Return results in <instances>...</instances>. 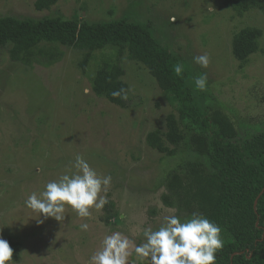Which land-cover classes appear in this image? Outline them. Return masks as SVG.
I'll list each match as a JSON object with an SVG mask.
<instances>
[{
	"label": "rangeland",
	"instance_id": "1",
	"mask_svg": "<svg viewBox=\"0 0 264 264\" xmlns=\"http://www.w3.org/2000/svg\"><path fill=\"white\" fill-rule=\"evenodd\" d=\"M35 1L0 0V17L70 18L80 7L87 22L127 17L149 24L179 63L207 74L211 109L222 111L238 130L254 128L251 119L263 120L264 12L240 14L227 8L225 0H60L51 11L38 13ZM247 27L261 30L262 39L259 51L240 67L231 53L232 38ZM60 50L64 57L49 68H25L6 51L0 53V237L21 244L19 258L11 264H87L110 231L141 243V229L158 228L168 214L158 185L165 172L196 160L182 143L166 167L167 160L163 163L162 155L146 144L147 135L165 132L166 117L177 113L140 64L123 57V81L131 90L120 108L91 92L77 69L81 51ZM204 53L210 57L207 68L192 62ZM100 57L98 53L89 68L104 59ZM77 154L98 173L111 175L108 201L115 205L118 223L103 224L102 209H92L91 217L82 220L66 206L64 221L48 218L37 225V214L24 201L67 172ZM151 209L155 216L149 215ZM84 222L89 224L86 232L79 228ZM136 261L147 264L134 254L129 257V264Z\"/></svg>",
	"mask_w": 264,
	"mask_h": 264
},
{
	"label": "trees",
	"instance_id": "2",
	"mask_svg": "<svg viewBox=\"0 0 264 264\" xmlns=\"http://www.w3.org/2000/svg\"><path fill=\"white\" fill-rule=\"evenodd\" d=\"M59 2L36 0L34 9L49 12ZM225 5L240 14L254 9L264 12L262 0H225ZM82 12L79 7L70 18L0 17V53L6 51L13 63L25 68L34 64L49 68L64 57L61 47L79 50L77 69L87 78L91 92L120 108L128 99L114 98L111 93L127 89L123 57L140 64L177 113L166 117L165 132L149 133L146 144L162 155L163 163L167 160L166 167L182 143L196 158L165 172L158 184L163 188L162 205L175 209L182 220L197 212L221 227L224 246L216 253V264H264V118L258 120L260 124L251 119L254 128L245 125L238 130L222 111L211 109L205 90L195 88L199 71L180 61L184 71L179 77L174 73L178 58L155 38L149 24L127 17L87 22ZM261 39L262 31L255 27L233 36L231 53L240 67L259 51ZM98 53L104 59L89 68ZM102 211L103 224L118 223L113 202L108 201ZM149 215L155 216L156 211L151 209ZM5 240L13 249L11 263H15L21 244Z\"/></svg>",
	"mask_w": 264,
	"mask_h": 264
},
{
	"label": "clouds",
	"instance_id": "3",
	"mask_svg": "<svg viewBox=\"0 0 264 264\" xmlns=\"http://www.w3.org/2000/svg\"><path fill=\"white\" fill-rule=\"evenodd\" d=\"M192 62L207 68L210 57L204 53L194 56ZM173 71L179 77L184 65L176 63ZM194 84L197 90H206L207 74L200 73L194 77ZM130 90L121 88L111 95L127 100ZM111 184V175L98 173L83 155L77 154L67 172L46 182L39 193L31 192L24 205L37 214V225L48 218L64 221L66 206L83 220L91 217L92 209L101 210L108 203ZM79 228L86 232L89 224L81 223ZM141 232L143 241L139 244L121 231L106 233L87 264H129V257L133 254L147 264H216V253L224 246L221 227L197 212L182 220L175 209H170L158 228L144 227ZM12 257L13 249L9 242L0 237V264H11Z\"/></svg>",
	"mask_w": 264,
	"mask_h": 264
}]
</instances>
